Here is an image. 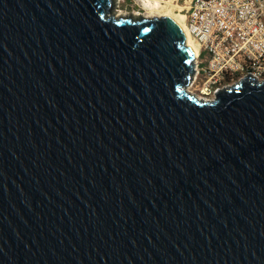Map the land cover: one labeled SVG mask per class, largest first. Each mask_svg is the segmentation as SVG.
Here are the masks:
<instances>
[{
  "label": "water",
  "instance_id": "1",
  "mask_svg": "<svg viewBox=\"0 0 264 264\" xmlns=\"http://www.w3.org/2000/svg\"><path fill=\"white\" fill-rule=\"evenodd\" d=\"M111 6L0 0V264H264V80Z\"/></svg>",
  "mask_w": 264,
  "mask_h": 264
},
{
  "label": "built area",
  "instance_id": "2",
  "mask_svg": "<svg viewBox=\"0 0 264 264\" xmlns=\"http://www.w3.org/2000/svg\"><path fill=\"white\" fill-rule=\"evenodd\" d=\"M184 16L197 45L188 93L212 100L246 75L264 80V0H190Z\"/></svg>",
  "mask_w": 264,
  "mask_h": 264
},
{
  "label": "rangeland",
  "instance_id": "3",
  "mask_svg": "<svg viewBox=\"0 0 264 264\" xmlns=\"http://www.w3.org/2000/svg\"><path fill=\"white\" fill-rule=\"evenodd\" d=\"M189 1L190 0H161L159 9L149 10L144 5L143 0H112L110 13L118 17L140 16L145 18L144 16H147V18H151L154 16H167L178 19L180 14H185ZM184 21L185 18L180 22L184 25Z\"/></svg>",
  "mask_w": 264,
  "mask_h": 264
},
{
  "label": "bare ground",
  "instance_id": "4",
  "mask_svg": "<svg viewBox=\"0 0 264 264\" xmlns=\"http://www.w3.org/2000/svg\"><path fill=\"white\" fill-rule=\"evenodd\" d=\"M160 1L161 0H143V3L149 10H156V9L160 8V5H159ZM144 17L147 18V16H144ZM184 18H185V16L183 14H180L178 19H174V18H171V19H173L175 22H177V24L181 27V29L184 32L185 37H186V43H187V45H189L192 48V50L194 52V55H195L196 54V50H197V45H196V43L194 44V42H193L194 40L188 34V31L186 29L185 21H184V25L180 22Z\"/></svg>",
  "mask_w": 264,
  "mask_h": 264
},
{
  "label": "flooded vegetation",
  "instance_id": "5",
  "mask_svg": "<svg viewBox=\"0 0 264 264\" xmlns=\"http://www.w3.org/2000/svg\"><path fill=\"white\" fill-rule=\"evenodd\" d=\"M235 83H233V85H234Z\"/></svg>",
  "mask_w": 264,
  "mask_h": 264
}]
</instances>
